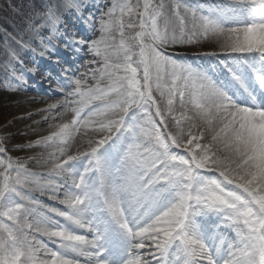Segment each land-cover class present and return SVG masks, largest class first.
Masks as SVG:
<instances>
[{"label":"snow or ice","instance_id":"1","mask_svg":"<svg viewBox=\"0 0 264 264\" xmlns=\"http://www.w3.org/2000/svg\"><path fill=\"white\" fill-rule=\"evenodd\" d=\"M85 7L49 0L33 24L39 57L89 59L55 61L49 134L17 149L46 171L0 134V264H264V0ZM69 10L90 35L64 38Z\"/></svg>","mask_w":264,"mask_h":264},{"label":"bare ground","instance_id":"2","mask_svg":"<svg viewBox=\"0 0 264 264\" xmlns=\"http://www.w3.org/2000/svg\"><path fill=\"white\" fill-rule=\"evenodd\" d=\"M107 1V0H104ZM109 2V0L106 2V4ZM82 3L86 6L84 11H83V16H87V15H93L95 13L94 10H96L98 7L101 6V8H104V4L105 2L102 3L101 0H99L98 2H94V3H89V2H85V0H82ZM100 5V6H99ZM36 6V5H35ZM38 9L42 10L43 7V3L39 1V5H38ZM93 7V11L90 12L91 8ZM35 9H37V7H35ZM90 12V13H89ZM30 14V13H29ZM72 12L69 11H64L62 13V19L64 21L63 25H61L60 31L64 32L62 30H66V33H62L65 36L71 35L72 37H78L79 34V28L81 30V27H83L79 22H67L66 20L72 16ZM29 17V15H28ZM35 17V16H34ZM8 17H2L0 19V25L3 26H7L16 37H18L19 39H22V41L28 42L30 45H32L34 47V49L36 50V52L38 53L40 51L41 48V40L42 37L41 35H37V33L33 30L32 26H28V25H22L21 21L11 15ZM36 21L35 23H39L40 22V18L35 17ZM43 28V27H42ZM64 28V29H63ZM45 29V28H44ZM80 34H84L85 36L90 35V33L85 34V33H81ZM0 40H2L3 42H5V44H7V46L9 45V47H11L12 49H14V51L18 54V56L20 58L24 59V64L26 65V68H32V67H37L38 68V72L36 74V76H41L43 79L42 81H48L45 80L47 79H58L57 75L54 74L55 71L53 70V68L51 67V65H49V63L43 61L40 59V57L34 56L33 54H31L29 51L23 49L21 46H18L14 40H12L11 38L6 37L0 30ZM183 51L185 52H193L194 49L186 47V48H181ZM200 51H211L210 48L208 47H204L199 49ZM68 53V52H67ZM76 54H74L75 56ZM85 55L84 52L79 53L78 55H76V59L75 62L72 63L71 61L67 60L66 58H62L60 59L62 63L66 64L68 61V66H70V70L71 71H75L77 67H79L78 65V61L79 59ZM56 61V60H54ZM0 62L4 64V66L8 69V70H12L14 71V73L16 75H19L20 72L24 71V68H22L20 66V64L12 61L7 52L0 48ZM47 69L49 71H51V74L49 75H44L43 73L40 72L39 69ZM6 75L3 74L2 72H0V81L2 78H4ZM49 76V77H48ZM53 77V78H51ZM25 78L28 82H32L35 83L34 78L25 73ZM39 79V77H38ZM11 80V79H10ZM13 81V80H12ZM14 86H7V87H2L0 86V116H6V115H11L14 111L16 110H20L22 112L21 115L17 116V117H13V121L11 125H18L20 123L26 124V128L24 130H22L20 133H23L25 135L28 136V138H30V141L28 142L31 143L33 142L32 140L35 137H41L44 135L49 134V125L48 123L45 122L44 120V115L45 113L42 111L43 109L46 108V106L48 104H51L53 102H55L56 100L60 99V97L55 98L54 96H50L47 97V93L51 92L49 88H47L45 85H47L45 82L44 84L41 85H31V88H33L37 93L34 96H28V90L29 87L27 88V83L26 84H18L15 80L13 81ZM16 85V86H15ZM2 90H4L2 92ZM32 98V100L30 102H28V99ZM28 105H30L31 107L28 109ZM2 118V117H0ZM27 144V145H28ZM41 151V154L43 152V149L38 148ZM32 157H27V161H32L31 159ZM40 160V159H39ZM39 165H41L40 163H38ZM42 172L46 171V169L44 167H42ZM42 201H44V203H48L47 200V195H45V198H41Z\"/></svg>","mask_w":264,"mask_h":264},{"label":"rangeland","instance_id":"3","mask_svg":"<svg viewBox=\"0 0 264 264\" xmlns=\"http://www.w3.org/2000/svg\"><path fill=\"white\" fill-rule=\"evenodd\" d=\"M42 1L43 5L45 6L49 0H40V2ZM98 2L99 0H85V2H89V3H94V2ZM102 3L104 5L106 4V2L108 1H104V0H101ZM38 2V1H37ZM37 2L36 0H0V19L2 17H8L13 15L15 17H17L22 25H28V26H32L33 27V24L35 23L36 21V18L35 17H38L40 18V14L42 13V10H39L38 6H37ZM36 5V6H35ZM100 6V5H99ZM35 7H37V9H35ZM91 10L90 12H92L94 9L93 7H90ZM103 10V8L98 7L95 11V13L93 14L94 16H98L100 11ZM89 12V13H90ZM30 13V14H29ZM29 15V17H28ZM35 16V17H34ZM7 18V20H8ZM67 22H79L83 27H81V30L79 28V34H78V37H82V36H85L84 34H80V32L82 33H85V34H91V29L89 27H87L85 25V23L83 22V19L82 18H79L77 15L75 14H72L71 17H69L67 20ZM1 22V21H0ZM65 27V25H62ZM64 29V28H63ZM66 29V28H65ZM62 30L66 33V30ZM0 30L1 32L8 38H11L12 40L15 41V43L18 45V46H21L23 49L29 51L31 54H33L34 56H37V52L36 50L34 49V47L32 45H30L28 42H25V41H22V39H19L18 37H16L14 35V33L7 27V26H3V25H0ZM64 32H61V33H64ZM40 33H41V37L43 38V36H47V35H51V33L47 32L44 28H41L40 29ZM73 38L71 35H66L65 36V39H71ZM58 46H59V53L57 56H54L52 58V60H48L46 58H41V60L49 63V65H51V67L53 68V70L55 71L54 74L57 75L58 72L61 71L60 68H58L56 66V63L54 60H59L61 64H63V68L65 70H68V71H71L70 70V66H68V62L71 61L72 63L75 62V59H76V55L74 56V54H70L69 52L67 53L64 48H63V44L60 42V41H55ZM0 48L4 49L9 58L20 64V66L22 68H26V65L24 64V59L23 58H20L18 56V52L16 53L14 51V49H12L11 47H9V45L7 46V44H5V42H3L2 40H0ZM170 51H173L175 53H180V54H184V55H188L190 58H192V52H185L183 51L181 48H176V49H170ZM62 58H66L67 60H69L66 64L62 63L60 59ZM87 59H89V56L88 55H83L79 61H78V65L80 67L81 64H83ZM78 68V67H77ZM76 68V69H77ZM44 75H49L51 74V71L47 70V69H44ZM0 72H2L3 74H5L6 76L4 78L1 79L0 81V86L2 87H7V86H11L13 87L14 85L13 84H16V83H13L14 79H13V75L15 74L14 71L12 70H8L3 63L0 62ZM34 80H35V83H30L28 82L27 83V88L29 87L28 90V96H34L37 92L31 88V85H43L44 82L47 84L45 85L47 88L50 89L51 92L47 93V97H50V96H54L55 98L57 97H60L61 96L57 93H55L53 91V89L56 87L55 84H50L49 83V80L50 79H45V80H48V81H42V77L39 75V76H36V75H31ZM39 77V79H38ZM49 77V76H48ZM53 78V77H51ZM11 79V80H10ZM13 80V81H12ZM16 86V85H15ZM4 90H2L3 92ZM32 100V98L28 99V102ZM31 106L28 105V109L30 108ZM22 112L19 110H16L14 111L10 116L9 115H6V116H0L2 118H0V134H7L9 136V143L7 145V147L9 149H12V151L10 152V154L14 157H19L23 160H25V162L28 164V166L35 172H42V166L38 164V160L41 158V151L38 149V148H31V149H28L25 147V150L23 151H19L17 150L20 146H26L28 144V142L30 141V138H28L27 135L23 134V133H20L22 130H24L26 128V124H23V123H20L18 125H11L12 124V121L15 117L21 115ZM14 117V118H13ZM39 137H35L32 141H35L36 139H38ZM34 157L35 159H32V161H27V157ZM39 195V194H38ZM41 198H45V195L44 196H40V199ZM47 200H48V203L47 204H51V205H55V201H51L48 199L47 197Z\"/></svg>","mask_w":264,"mask_h":264},{"label":"trees","instance_id":"4","mask_svg":"<svg viewBox=\"0 0 264 264\" xmlns=\"http://www.w3.org/2000/svg\"><path fill=\"white\" fill-rule=\"evenodd\" d=\"M37 1H38V2H37ZM39 1H40V0H36V2H37V6L39 5ZM41 2H42V1H41ZM43 8H44V5H43L42 9H43Z\"/></svg>","mask_w":264,"mask_h":264}]
</instances>
